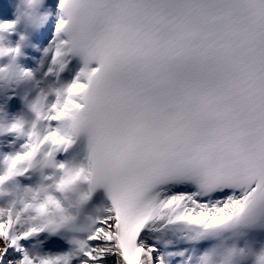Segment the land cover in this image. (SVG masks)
<instances>
[{"label": "snow or ice", "instance_id": "obj_1", "mask_svg": "<svg viewBox=\"0 0 264 264\" xmlns=\"http://www.w3.org/2000/svg\"><path fill=\"white\" fill-rule=\"evenodd\" d=\"M59 9L41 79L0 74L35 92L27 123L0 126L23 140L0 153V185L18 184L0 264H264V0ZM73 52L75 79L41 87Z\"/></svg>", "mask_w": 264, "mask_h": 264}, {"label": "clouds", "instance_id": "obj_2", "mask_svg": "<svg viewBox=\"0 0 264 264\" xmlns=\"http://www.w3.org/2000/svg\"><path fill=\"white\" fill-rule=\"evenodd\" d=\"M43 2L44 0H18L17 11L14 13L16 16V20H14L13 22L15 24L23 23L26 28L33 26L32 25L33 21L44 22L49 14L41 13L39 11L43 5ZM27 41H28V32L25 31V32L20 33V39L15 47H9L3 44L2 42H0V57L10 56L6 64L0 65V74L4 76H18L19 75V70L22 69L23 67L17 63L18 54L14 51V49L23 47ZM21 83L27 84L28 82L21 80ZM61 86H64V85H61ZM31 90H32V87L28 89L29 92H31ZM27 97L28 95L26 93L25 96L23 97V103H24L25 108L28 110V112H30V103ZM29 119L30 117H26L24 114H21L20 116L15 118V120H22L25 123H27ZM17 187H18V184H17V181L15 180H12L10 182H6L3 185H0V200L9 201L12 198H14ZM100 207H102V205L94 206V208L90 210L89 212H95L96 209Z\"/></svg>", "mask_w": 264, "mask_h": 264}, {"label": "bare ground", "instance_id": "obj_3", "mask_svg": "<svg viewBox=\"0 0 264 264\" xmlns=\"http://www.w3.org/2000/svg\"><path fill=\"white\" fill-rule=\"evenodd\" d=\"M3 3H5L6 5H9L10 0H7L5 2H4V0H0V6ZM48 3H49V0H44L43 5L40 8V11L42 13H48L49 14L44 22H40L42 27H38V28L33 27V26L27 27L26 31L28 32V41L26 42V44L23 47L20 48L21 52L19 54H23V56H25V58H24V60H21V59L18 60V62L23 68L28 69V70L31 69V67H32L31 63H33L34 60H37V62L39 63L43 59L44 49L48 47L49 42L52 40L54 33H55V24L58 20V14L54 13L51 10V5L48 6L47 5ZM5 21H9V19H7L2 14L1 7H0V24H3ZM18 30H21V29L18 28ZM19 32H21V31H19ZM42 32H43V34H41ZM49 32L53 33V35L49 36L50 37L49 41L47 43H45V42H43V37L45 35L48 36ZM6 39H7V41H9L11 43L12 47H15L18 43V41L15 40L14 38H6ZM40 39L42 41H40ZM23 48H30V50L32 51L33 54H31V56H29V53L28 52L26 53ZM29 60H30V62L32 60V62L30 64L28 63ZM33 72H34L36 79H41L42 73H40V71L37 72L36 69H34ZM60 78H61L60 73L58 76L51 75V79L48 78V79L43 80L41 87H47L48 85H52L53 87L58 88L62 84V81ZM28 83L27 84L21 83V84L17 85V87L19 89H23V86L27 87ZM25 91H27V90H25ZM21 98H23V97L21 96ZM3 141H4V139H3ZM248 264H253V261L248 262Z\"/></svg>", "mask_w": 264, "mask_h": 264}, {"label": "rangeland", "instance_id": "obj_4", "mask_svg": "<svg viewBox=\"0 0 264 264\" xmlns=\"http://www.w3.org/2000/svg\"><path fill=\"white\" fill-rule=\"evenodd\" d=\"M3 44H5V45H7V42L5 41V42H2ZM78 74H74L73 75V77H71V79H69V80H67V84H70L74 79H75V77L77 76ZM7 106H9V105H7L5 102H1L0 101V110H2V108H6ZM1 117V116H0ZM14 117H18V115L17 114H14ZM11 121H13V120H10V119H8V120H4V123H10ZM3 127H6V126H3ZM14 141H15V143H17V144H20V143H22L23 142V140L22 139H14ZM104 203H98L96 206H101V205H103Z\"/></svg>", "mask_w": 264, "mask_h": 264}]
</instances>
